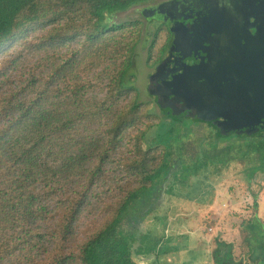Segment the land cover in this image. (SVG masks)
Here are the masks:
<instances>
[{
  "label": "rangeland",
  "instance_id": "374dc122",
  "mask_svg": "<svg viewBox=\"0 0 264 264\" xmlns=\"http://www.w3.org/2000/svg\"><path fill=\"white\" fill-rule=\"evenodd\" d=\"M151 1L157 0L133 5L113 16L116 22L138 19L140 23L108 31L94 41L88 38L93 21L77 12L38 26L0 54L1 69L16 58L5 68L6 80L2 81L5 75L0 76V108L7 92L24 88L21 98H35L48 83L47 102L55 109L72 111L73 100L81 96L94 106L112 105L108 110L105 107L101 116L78 127L88 138L99 140L108 156L102 163L101 175L91 184L90 196L74 223L73 236L65 244L63 251L75 256L67 264H83L80 252L84 243L112 218L129 191L144 184V174L137 166L147 156L152 158V167L157 165L170 143L176 146L172 149L173 167L164 189L155 193L143 208V219L130 220L138 234L149 235V253H140L138 263L216 264L214 250L222 240L232 244L231 264H264V138L227 135L216 147L204 140L201 133L191 134L190 120L177 125L173 135L167 126L165 129L160 126V115L147 93L150 90L147 74L148 63H155L161 55L167 31L141 13ZM82 29L87 31L77 32ZM49 35L54 36L55 42L38 47ZM59 36L71 37L61 42ZM131 58L129 74L134 75L133 88H127L116 98L118 93L111 78ZM33 79L35 82L31 84ZM134 101L140 107L137 119L129 122L113 140L111 127L117 115L129 109ZM182 128L188 131L182 130L177 137ZM161 129V135L155 137ZM182 140L185 143L180 149ZM180 151V157L185 154L183 167L177 159ZM213 153L217 155L210 157ZM97 164L98 158L88 166ZM197 165L199 170H194ZM89 181L87 172L79 179L66 181L51 195L50 214L42 221L48 233L57 228L68 200ZM41 247L33 264H48L57 244L49 237Z\"/></svg>",
  "mask_w": 264,
  "mask_h": 264
},
{
  "label": "trees",
  "instance_id": "16d2710c",
  "mask_svg": "<svg viewBox=\"0 0 264 264\" xmlns=\"http://www.w3.org/2000/svg\"><path fill=\"white\" fill-rule=\"evenodd\" d=\"M147 1L0 0V54L38 26L71 17L72 13L77 12L88 21H93L94 28L89 29L88 38L94 41L108 31L124 28L135 22L140 23L138 19L116 22L113 16ZM70 37L59 36L58 39L63 42ZM53 41L55 42L53 35L45 36L38 47L52 45ZM150 49L151 47L148 51L149 59ZM15 61L16 58L11 59L7 66L0 68V76L5 75L2 81L7 78L5 68ZM132 64V58L127 60L123 68L111 78L114 89H117L116 98L132 87L134 75L132 77L129 74ZM34 82L35 79L31 80V84ZM47 85L35 98H21L20 94L24 88L13 89L2 98L4 104L0 108V264L6 261L8 264H33L41 246L49 237L55 239L57 248L48 264H67L73 260L74 254L63 251L65 244L73 236L77 216L90 196L91 184L101 175L102 163L108 156L99 140L88 138L80 133L78 128L82 123L101 116L102 112H105L106 103L94 106L81 96L73 100L75 109L72 111L67 108L55 109L47 102ZM78 92L76 88V97ZM111 106L108 105L106 109ZM138 109L139 103L134 101L129 109L117 115L111 127L113 140L118 138L129 122L137 119ZM176 123V120L167 124L160 122V126L163 129L167 126L173 135L177 130ZM163 129L157 130L155 137L161 135ZM180 135L182 134L179 129L176 136ZM175 146L173 143L165 146L167 152L153 167L150 163L152 158L148 156L140 162L137 167L144 174V184L129 191L112 218L84 243L80 252L83 264H139L138 255L149 253L148 233L138 234L137 229L131 226L130 220L138 222V217H145L143 208L169 179L168 174L173 167L172 149ZM182 146L183 144H180L179 148ZM184 155H179L181 167L186 165V162H183ZM209 155L215 157L217 153ZM96 158L98 164L89 167V163ZM206 160L199 164H205ZM195 169L199 170V166H194ZM87 172L90 181L78 189L74 197L67 199L69 203L60 223L52 233H48L42 226V221L50 214L51 195L62 188L66 181L79 179ZM214 258L216 264H231L234 260L232 244L218 241Z\"/></svg>",
  "mask_w": 264,
  "mask_h": 264
},
{
  "label": "flooded vegetation",
  "instance_id": "af4514ba",
  "mask_svg": "<svg viewBox=\"0 0 264 264\" xmlns=\"http://www.w3.org/2000/svg\"><path fill=\"white\" fill-rule=\"evenodd\" d=\"M141 13L167 31L147 74L159 122L190 120L216 147L264 138V0H157Z\"/></svg>",
  "mask_w": 264,
  "mask_h": 264
},
{
  "label": "water",
  "instance_id": "95a60500",
  "mask_svg": "<svg viewBox=\"0 0 264 264\" xmlns=\"http://www.w3.org/2000/svg\"><path fill=\"white\" fill-rule=\"evenodd\" d=\"M263 104H264V101H263ZM169 174H170V172H169ZM169 174H168V176H169ZM166 182H167V180L164 182V186L163 187H165Z\"/></svg>",
  "mask_w": 264,
  "mask_h": 264
}]
</instances>
